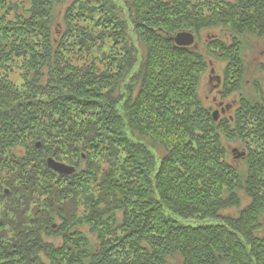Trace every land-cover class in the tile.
<instances>
[{"label": "trees", "instance_id": "1", "mask_svg": "<svg viewBox=\"0 0 264 264\" xmlns=\"http://www.w3.org/2000/svg\"><path fill=\"white\" fill-rule=\"evenodd\" d=\"M180 32L216 35L199 51ZM251 40L264 0H0V264H264ZM210 60L237 99L217 121Z\"/></svg>", "mask_w": 264, "mask_h": 264}, {"label": "rangeland", "instance_id": "2", "mask_svg": "<svg viewBox=\"0 0 264 264\" xmlns=\"http://www.w3.org/2000/svg\"><path fill=\"white\" fill-rule=\"evenodd\" d=\"M215 35L216 34L204 33L200 36L198 40H196L195 36L193 35L194 44L191 47L201 51L203 48V45L205 44L206 39L210 40ZM250 43L252 44V48H249L246 50V53H245L247 57L246 61L252 64V66L256 65L259 62H264V41L251 40ZM223 68H224V63L210 60L209 68L203 77V80H202V83L200 85L199 92H198L200 99L202 100V102H204L203 104L206 107H211V114H213L214 112H218L217 120L222 119V118L231 117L233 115V111L236 107V101H237L235 95H230L229 97H226L223 99L221 97H218V95H220L221 93L215 92L216 90L220 92L222 89L221 83H223V80H222L223 79L222 78ZM215 77H219L220 84L217 85ZM37 144L39 145L40 143H37ZM223 144L226 150L227 161L229 164L238 165L240 164V162L244 161V157L246 153L239 144L227 142V141H224ZM241 154H244V155L241 156ZM61 164H64V163H61ZM66 166H69V165H66ZM6 190L7 188H5L4 191L6 192ZM247 204H248V200L246 198H243L242 207L246 206ZM227 213L235 215L236 211L233 209V210L227 211ZM262 225H263V232L261 233V235L262 237H264V220L262 221Z\"/></svg>", "mask_w": 264, "mask_h": 264}, {"label": "water", "instance_id": "3", "mask_svg": "<svg viewBox=\"0 0 264 264\" xmlns=\"http://www.w3.org/2000/svg\"><path fill=\"white\" fill-rule=\"evenodd\" d=\"M172 41L174 42L176 47L189 48L194 44V36H193V34H191L189 32H180L172 38ZM212 73H213V71H212ZM215 80L217 82V85L220 84L219 77H215ZM212 117H213L214 121H217L218 112H214L212 114ZM37 147H39L38 144H37ZM243 155L244 154H241V156H243ZM46 163H47V167L51 171H53L54 173L59 174V175L70 176L75 172L73 167L66 166L64 164L56 162L51 158H49L46 161Z\"/></svg>", "mask_w": 264, "mask_h": 264}, {"label": "flooded vegetation", "instance_id": "4", "mask_svg": "<svg viewBox=\"0 0 264 264\" xmlns=\"http://www.w3.org/2000/svg\"><path fill=\"white\" fill-rule=\"evenodd\" d=\"M221 86H222V83H221ZM213 87H214V86H213ZM220 88H221V87H220ZM212 89H213V88H212ZM212 89H211V90H212ZM215 92L219 93V91H218V90H216ZM218 97H219V95H218ZM216 98H217V97H216Z\"/></svg>", "mask_w": 264, "mask_h": 264}]
</instances>
